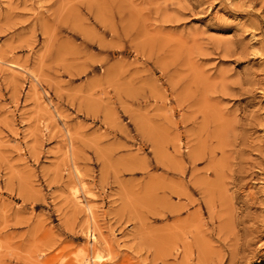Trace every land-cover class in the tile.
Returning <instances> with one entry per match:
<instances>
[{
    "label": "rangeland",
    "instance_id": "374dc122",
    "mask_svg": "<svg viewBox=\"0 0 264 264\" xmlns=\"http://www.w3.org/2000/svg\"><path fill=\"white\" fill-rule=\"evenodd\" d=\"M0 264H264V0H0Z\"/></svg>",
    "mask_w": 264,
    "mask_h": 264
},
{
    "label": "bare ground",
    "instance_id": "6f19581e",
    "mask_svg": "<svg viewBox=\"0 0 264 264\" xmlns=\"http://www.w3.org/2000/svg\"><path fill=\"white\" fill-rule=\"evenodd\" d=\"M11 63V62H10ZM11 66L12 67H15L16 65L15 64H12L11 63ZM20 68H21V66H20ZM69 132V131H68ZM67 147V146H66ZM67 153V152H66ZM79 172V171H78ZM83 189V188H82ZM78 190V189H77ZM76 192V191H75ZM77 193V192H76ZM86 195H87V193H86ZM80 197V196H79ZM76 198V197H75ZM78 199H79V201H80V198H77V202H78ZM79 203V202H78ZM80 203H81V201H80ZM83 203V202H82Z\"/></svg>",
    "mask_w": 264,
    "mask_h": 264
}]
</instances>
